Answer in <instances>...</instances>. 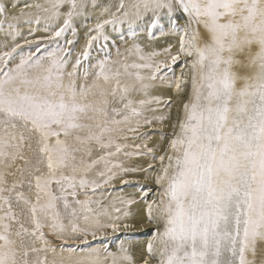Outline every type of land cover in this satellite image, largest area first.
I'll use <instances>...</instances> for the list:
<instances>
[{
  "label": "snow or ice",
  "instance_id": "obj_1",
  "mask_svg": "<svg viewBox=\"0 0 264 264\" xmlns=\"http://www.w3.org/2000/svg\"><path fill=\"white\" fill-rule=\"evenodd\" d=\"M0 264H264V0H0Z\"/></svg>",
  "mask_w": 264,
  "mask_h": 264
},
{
  "label": "bare ground",
  "instance_id": "obj_2",
  "mask_svg": "<svg viewBox=\"0 0 264 264\" xmlns=\"http://www.w3.org/2000/svg\"><path fill=\"white\" fill-rule=\"evenodd\" d=\"M109 31H111V30H109ZM166 40H171V41L174 42V38H172V37H162V36H159L158 35V40L152 42V47L146 48V51L152 50L153 47L156 48V49L162 47L164 45V42ZM136 159H138L141 162H144V161L147 160L146 157L136 158ZM145 183H150V182H145ZM125 191H127V192H133V191H135V189H133V190H125ZM148 228H149L148 225L141 226L140 224H137L136 230L135 231H132V232L136 233V235L138 237V239L136 238L137 240L143 241V240H146L148 238V235H149V232L147 231Z\"/></svg>",
  "mask_w": 264,
  "mask_h": 264
},
{
  "label": "rangeland",
  "instance_id": "obj_3",
  "mask_svg": "<svg viewBox=\"0 0 264 264\" xmlns=\"http://www.w3.org/2000/svg\"><path fill=\"white\" fill-rule=\"evenodd\" d=\"M33 27H35V25H33ZM39 34L41 35V34H44V33H42V32L37 33V35H39ZM125 35H127V34H125ZM158 35H159V33H157V36ZM124 47H125V45L123 44V42H121V50L122 51H123V48ZM97 51L99 52V55H101V56L104 55V52L103 51H99V49ZM112 52H113V56H114L115 55V49L114 48L112 49ZM96 54H97V52H93V55H96ZM134 159H136V158H134ZM133 189L134 188H132V187H127L125 190H133ZM120 238L121 239H124V238H131V239H136L137 238L138 239L136 233H134V232H129L127 234H120Z\"/></svg>",
  "mask_w": 264,
  "mask_h": 264
}]
</instances>
